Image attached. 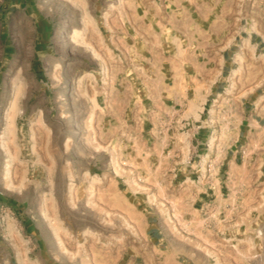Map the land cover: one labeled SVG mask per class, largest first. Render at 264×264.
<instances>
[{
	"label": "rangeland",
	"instance_id": "obj_1",
	"mask_svg": "<svg viewBox=\"0 0 264 264\" xmlns=\"http://www.w3.org/2000/svg\"><path fill=\"white\" fill-rule=\"evenodd\" d=\"M0 264H264V0H0Z\"/></svg>",
	"mask_w": 264,
	"mask_h": 264
},
{
	"label": "bare ground",
	"instance_id": "obj_2",
	"mask_svg": "<svg viewBox=\"0 0 264 264\" xmlns=\"http://www.w3.org/2000/svg\"><path fill=\"white\" fill-rule=\"evenodd\" d=\"M62 242V240H60Z\"/></svg>",
	"mask_w": 264,
	"mask_h": 264
}]
</instances>
